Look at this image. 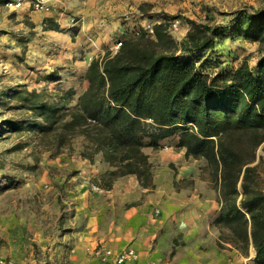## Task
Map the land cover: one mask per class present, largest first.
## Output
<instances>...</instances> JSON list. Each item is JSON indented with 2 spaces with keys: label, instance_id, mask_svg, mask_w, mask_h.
I'll list each match as a JSON object with an SVG mask.
<instances>
[{
  "label": "trees",
  "instance_id": "obj_1",
  "mask_svg": "<svg viewBox=\"0 0 264 264\" xmlns=\"http://www.w3.org/2000/svg\"><path fill=\"white\" fill-rule=\"evenodd\" d=\"M163 18L154 37L128 38L115 54L94 57L76 77L87 87L74 105V86L59 93L14 90L21 108L33 114L25 129L52 136L50 148L57 153L64 147L72 150L79 140L83 159L93 162L102 155L110 167L100 176L104 189L126 175L153 188V164L144 148H160L161 140L178 135L176 148L207 162L221 205L214 221L220 230L218 244L230 243L243 255L253 247L255 263L264 264V187L256 163L264 143V8L239 10L226 25L188 19L181 42L168 31L171 18ZM43 28L60 26L46 18ZM230 36L259 43L263 54L257 69L243 60L227 77L210 76L198 61ZM45 79L61 78L50 74ZM21 124L8 125L21 130Z\"/></svg>",
  "mask_w": 264,
  "mask_h": 264
},
{
  "label": "crops",
  "instance_id": "obj_2",
  "mask_svg": "<svg viewBox=\"0 0 264 264\" xmlns=\"http://www.w3.org/2000/svg\"><path fill=\"white\" fill-rule=\"evenodd\" d=\"M176 1L49 0V12L34 11L33 0H25L21 8L12 11L0 1V13L5 15L7 10L8 14H14L19 25L30 24L40 32L39 36H45L51 50L57 45L58 50L61 49L59 53L63 51L64 55L54 60L64 61L66 66L74 68L69 74L73 77L74 73L83 75L91 60L110 51L115 40L131 37L126 31L133 20L125 22L130 19L129 14L159 17L163 21L164 16L180 8H188L189 12L196 10L184 0ZM141 5H146L145 11L140 10ZM46 18L53 19L60 29L44 30ZM188 29V24L182 26L183 38ZM2 52L0 59H5L6 51ZM64 70H56L57 73L50 69L42 75L57 74L61 78ZM57 81L60 79L46 80L47 83ZM86 87L87 83L83 82L82 90ZM178 142L179 136L173 135L161 140L159 149L144 148L153 164V188H144L135 175H126L116 179L110 189H104L100 176L110 167L102 155H97L93 162L83 159L79 152L68 156L69 164L78 172L66 175L64 209L75 208L77 213L73 218H82L83 223L77 225V240L68 243L74 254L68 255L67 264H113L102 262L94 256L93 250L96 247L120 250L128 246L137 251L138 258L127 264L151 261L156 264H256L253 247L247 256L230 243L218 244L220 230L214 226V221L221 205L217 192L210 178L202 176L200 165L204 160L186 157L184 149L176 148ZM93 185L102 191L94 190ZM4 253L5 249H0V257H4ZM21 262L34 264L27 260Z\"/></svg>",
  "mask_w": 264,
  "mask_h": 264
},
{
  "label": "rangeland",
  "instance_id": "obj_3",
  "mask_svg": "<svg viewBox=\"0 0 264 264\" xmlns=\"http://www.w3.org/2000/svg\"><path fill=\"white\" fill-rule=\"evenodd\" d=\"M181 1L183 2H179ZM184 1L190 8L196 7V10L189 12L188 8H180L168 16L171 18L170 24L179 22L177 30L170 26L168 28L177 42L184 39L182 26L188 24L190 17L212 25H226L239 10L252 12L264 8V0ZM5 13H0V53L6 51L5 59H0V249H5V257H14L20 261L67 264L68 255L74 254L68 243L77 240L75 231L83 221L82 218H73L77 213L75 208L68 211L64 209L67 204L64 203L66 190L63 187L68 180L67 173L74 175L78 172L74 165L69 164L68 156L79 151L80 141H74L75 148L72 150L64 147L61 153H57L56 149H51L52 136L44 137L36 129H25V121L34 120L33 114L21 108L13 91L36 89L59 93L74 86L77 92L71 98V105H74L83 89V82L76 80L77 73L73 77L69 76L74 68L66 66L64 61L54 60L56 56L64 55L63 51L59 53L61 49L58 50L59 47L54 42L50 43L55 46L51 50L50 45L46 44L45 36H39V31L32 29L26 22L19 25L12 12L8 14L6 10ZM128 16L130 19L125 22L133 20L126 31L127 35H131L129 38H132V28L141 27L144 18H153L135 17V13ZM155 19L160 21L159 17ZM121 39L124 38L118 40ZM262 54L259 43L230 36L217 41L216 50L203 55L198 61V67L201 66L210 76L227 77L243 60L257 69V62ZM50 69H65L59 82H46V76L42 73ZM50 97L54 98L47 95V98ZM18 121L22 123L21 130L8 125ZM145 141L149 143L150 138ZM204 161L200 165L202 176L210 178L207 162L204 164ZM256 163L261 175L260 182L264 187V143L257 150Z\"/></svg>",
  "mask_w": 264,
  "mask_h": 264
},
{
  "label": "built area",
  "instance_id": "obj_4",
  "mask_svg": "<svg viewBox=\"0 0 264 264\" xmlns=\"http://www.w3.org/2000/svg\"><path fill=\"white\" fill-rule=\"evenodd\" d=\"M3 1L4 6L7 9H18L23 6L25 0H0ZM32 9L34 11L40 12H49L51 10V5L49 4V0H33ZM161 21L156 20L155 18H144L141 23V27H134L131 30L132 37H138L142 34L154 37L155 36V25L160 23ZM178 21H174L170 24V28L173 30L178 29ZM124 39L117 40L114 43V46L111 48V53L115 54L123 45ZM93 189L96 191H102V189L93 185ZM156 212L159 213L160 210L156 209ZM94 256L98 257L102 262H111L113 264H127L129 262H134L138 258V253L133 247H124L120 250H114L108 247H96L93 250ZM0 264H24L19 259L14 257H0ZM149 264H156L155 261H151Z\"/></svg>",
  "mask_w": 264,
  "mask_h": 264
}]
</instances>
